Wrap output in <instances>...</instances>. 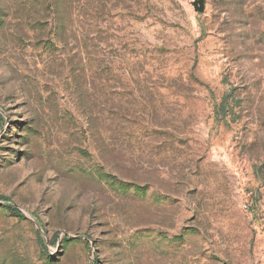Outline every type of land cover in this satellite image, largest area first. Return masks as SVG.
I'll list each match as a JSON object with an SVG mask.
<instances>
[{
    "label": "rangeland",
    "instance_id": "374dc122",
    "mask_svg": "<svg viewBox=\"0 0 264 264\" xmlns=\"http://www.w3.org/2000/svg\"><path fill=\"white\" fill-rule=\"evenodd\" d=\"M0 264H264V0H0Z\"/></svg>",
    "mask_w": 264,
    "mask_h": 264
},
{
    "label": "water",
    "instance_id": "95a60500",
    "mask_svg": "<svg viewBox=\"0 0 264 264\" xmlns=\"http://www.w3.org/2000/svg\"><path fill=\"white\" fill-rule=\"evenodd\" d=\"M203 10H204V8H203V7H201V8H200V11H203Z\"/></svg>",
    "mask_w": 264,
    "mask_h": 264
}]
</instances>
